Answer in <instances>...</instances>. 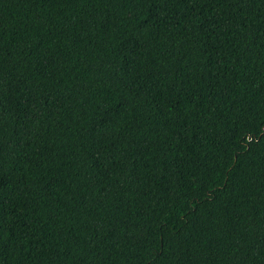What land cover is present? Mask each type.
<instances>
[{
    "label": "trees",
    "instance_id": "16d2710c",
    "mask_svg": "<svg viewBox=\"0 0 264 264\" xmlns=\"http://www.w3.org/2000/svg\"><path fill=\"white\" fill-rule=\"evenodd\" d=\"M0 264H264V0H0Z\"/></svg>",
    "mask_w": 264,
    "mask_h": 264
}]
</instances>
